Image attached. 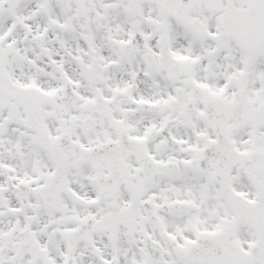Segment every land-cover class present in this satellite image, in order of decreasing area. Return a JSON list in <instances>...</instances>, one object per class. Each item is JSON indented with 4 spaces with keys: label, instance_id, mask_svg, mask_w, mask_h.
I'll use <instances>...</instances> for the list:
<instances>
[{
    "label": "snow or ice",
    "instance_id": "obj_1",
    "mask_svg": "<svg viewBox=\"0 0 264 264\" xmlns=\"http://www.w3.org/2000/svg\"><path fill=\"white\" fill-rule=\"evenodd\" d=\"M0 264H264V0H0Z\"/></svg>",
    "mask_w": 264,
    "mask_h": 264
}]
</instances>
